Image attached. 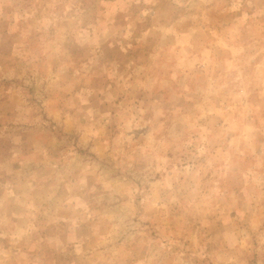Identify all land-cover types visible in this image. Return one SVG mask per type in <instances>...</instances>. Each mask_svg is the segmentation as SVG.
<instances>
[{
	"label": "rangeland",
	"instance_id": "rangeland-1",
	"mask_svg": "<svg viewBox=\"0 0 264 264\" xmlns=\"http://www.w3.org/2000/svg\"><path fill=\"white\" fill-rule=\"evenodd\" d=\"M0 264H264V0H0Z\"/></svg>",
	"mask_w": 264,
	"mask_h": 264
}]
</instances>
